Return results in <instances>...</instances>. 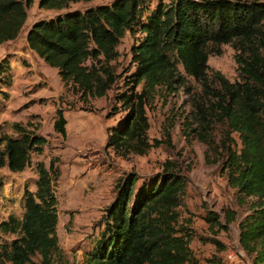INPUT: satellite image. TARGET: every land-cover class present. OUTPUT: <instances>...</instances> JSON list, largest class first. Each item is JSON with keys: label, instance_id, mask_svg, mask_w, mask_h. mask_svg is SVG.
Here are the masks:
<instances>
[{"label": "trees", "instance_id": "1", "mask_svg": "<svg viewBox=\"0 0 264 264\" xmlns=\"http://www.w3.org/2000/svg\"><path fill=\"white\" fill-rule=\"evenodd\" d=\"M90 1L37 0V7L58 11ZM31 4L0 0V44L17 37ZM127 32L140 34L129 50L134 70L123 77L124 90L115 96L127 112L120 125L109 130L106 147L142 154L157 146L158 140L146 143V102L157 89L187 91L185 77L191 78L201 97L191 100L195 125L189 131L216 153L235 203L243 210L238 217L224 209L223 222L207 210L204 221L211 229L226 230L236 220L237 241L250 264H264V0H158L151 8L148 0H110L36 19L26 30L25 42L74 93L101 97L116 81L110 62ZM221 44L235 50L236 81L218 71L210 78L207 74V47ZM7 71L8 64L0 62V74ZM64 125L57 111L52 128L64 137ZM216 125L223 129L213 144ZM11 128L14 136L0 135V168L20 172L32 153L42 151L45 138L17 123ZM35 172L34 190L23 191L20 216L0 220V232L14 235L0 244V264H52L60 257L54 191L58 170L50 160L47 167L36 163ZM161 173L158 182L136 193L135 175L118 179L115 199L105 208L103 230L81 264H199L188 246L190 233L175 226L185 180L170 161L164 162ZM211 242L217 251L224 249L218 240ZM207 262L226 264L216 255Z\"/></svg>", "mask_w": 264, "mask_h": 264}, {"label": "rangeland", "instance_id": "2", "mask_svg": "<svg viewBox=\"0 0 264 264\" xmlns=\"http://www.w3.org/2000/svg\"><path fill=\"white\" fill-rule=\"evenodd\" d=\"M109 1L75 3L57 11L38 8L37 0H32L17 37L0 44V62L8 64V71L0 74V135L14 136L11 124L17 123L45 138L42 151L32 153L22 171L0 168V220L9 214L20 216L24 189L34 190L35 164L42 162L47 167L50 160L54 161L58 170L54 186L55 232L61 253L52 264H81L103 230L105 208L115 199L114 186L118 179L135 175L136 193L140 187L158 182L164 162L170 161L185 180L181 204L175 208L178 214L175 226L190 233L188 246L194 258L199 264H208L207 259L216 255L227 262L236 252L233 264L248 263L237 241L236 220L226 230L211 229L204 221L207 210L219 215L221 222L224 209L234 210L238 217L243 210L235 203L234 190L227 185L216 153L189 131L195 125L191 100L193 96L201 97L198 85L191 78L185 77L188 92L184 88L171 93L157 89L146 102V143L151 145L158 140L157 146L145 148L142 154L127 147L115 151L106 147L107 136L112 127L120 125L127 112L115 96L124 90L123 77L134 70L129 50L140 34L127 32L120 39L116 48L118 56L110 62L117 78L101 97L82 98L74 93L69 83L59 78L56 69L47 66L27 47L26 30L34 20ZM148 2L151 8L158 0ZM207 51L209 78L218 71L230 82L238 80L235 50L230 44L208 46ZM177 68L181 71L179 64ZM57 111L65 118L64 137L52 128ZM222 129L220 125L214 126L213 144L218 142ZM230 137L237 145L236 136ZM13 237L0 232V244ZM211 239L218 240L224 249L217 251Z\"/></svg>", "mask_w": 264, "mask_h": 264}, {"label": "built area", "instance_id": "3", "mask_svg": "<svg viewBox=\"0 0 264 264\" xmlns=\"http://www.w3.org/2000/svg\"><path fill=\"white\" fill-rule=\"evenodd\" d=\"M240 252L242 253L241 250H240ZM235 257H236V252L232 253V255L228 257L226 264H233ZM246 264H250V261L248 263H246Z\"/></svg>", "mask_w": 264, "mask_h": 264}, {"label": "crops", "instance_id": "4", "mask_svg": "<svg viewBox=\"0 0 264 264\" xmlns=\"http://www.w3.org/2000/svg\"><path fill=\"white\" fill-rule=\"evenodd\" d=\"M25 22H26V20H25ZM25 22H24V23H25ZM29 25H31V24H29ZM27 29H28V28H27Z\"/></svg>", "mask_w": 264, "mask_h": 264}]
</instances>
